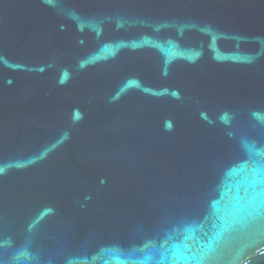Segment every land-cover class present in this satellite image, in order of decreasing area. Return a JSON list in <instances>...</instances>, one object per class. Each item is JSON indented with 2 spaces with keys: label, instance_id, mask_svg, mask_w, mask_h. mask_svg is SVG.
<instances>
[{
  "label": "water",
  "instance_id": "95a60500",
  "mask_svg": "<svg viewBox=\"0 0 264 264\" xmlns=\"http://www.w3.org/2000/svg\"><path fill=\"white\" fill-rule=\"evenodd\" d=\"M0 264H264V0H0Z\"/></svg>",
  "mask_w": 264,
  "mask_h": 264
}]
</instances>
